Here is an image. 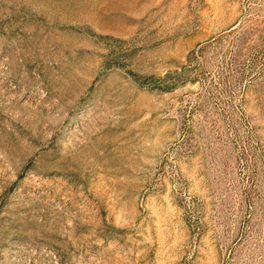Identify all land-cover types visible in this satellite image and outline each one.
<instances>
[{
  "label": "rangeland",
  "instance_id": "1",
  "mask_svg": "<svg viewBox=\"0 0 264 264\" xmlns=\"http://www.w3.org/2000/svg\"><path fill=\"white\" fill-rule=\"evenodd\" d=\"M0 264H264V0H0Z\"/></svg>",
  "mask_w": 264,
  "mask_h": 264
}]
</instances>
